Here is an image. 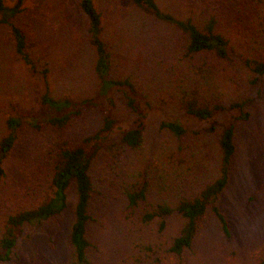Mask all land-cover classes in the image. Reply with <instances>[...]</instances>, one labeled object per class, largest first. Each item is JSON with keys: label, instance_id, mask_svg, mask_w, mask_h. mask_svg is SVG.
<instances>
[{"label": "rangeland", "instance_id": "374dc122", "mask_svg": "<svg viewBox=\"0 0 264 264\" xmlns=\"http://www.w3.org/2000/svg\"><path fill=\"white\" fill-rule=\"evenodd\" d=\"M4 1L12 5L15 0ZM159 1L180 16L201 19L213 14L217 30L227 36L235 52L227 60L212 53L186 58L192 66L189 73L177 30L156 21L130 0H95L102 11L105 38L111 44L110 75L130 78L159 111L181 118L192 130L178 140L160 126L155 115L139 148L120 144L115 138L97 155L91 168L94 192L92 219L87 224L89 257L92 264H264V76L248 86L249 72L241 60L254 56L264 61V0ZM15 21L25 31L31 57L38 64L44 62L49 71L45 77L31 70L15 53L7 26L0 24V136L6 133L9 116L46 117L51 109L40 103L46 91L56 98L80 100L98 90L95 55L79 0H25ZM201 69L218 80L214 95L221 103L250 99L246 105L249 117L235 123L236 151L228 183L218 198L229 232L226 234L208 211L192 246L179 260L166 250L180 228L178 215L169 216L165 228L159 230L158 220L144 223L141 214L149 203L188 193L216 174L219 131L196 133L204 124L184 115L175 102L181 83L197 85L206 76ZM190 76L194 81L182 82ZM103 115L98 107L85 108L67 126L65 138L79 142L100 127ZM113 115L124 124L132 118L120 93ZM58 135L49 125L41 129L26 125L18 132L5 162V174L0 177V231L8 213L33 207L51 195ZM149 162L151 173L157 172L153 171L155 165L157 170L161 168L159 172L180 175L169 189L152 184L146 200L131 210L124 187ZM67 197L66 209L38 228L24 230L10 259L0 264H69L73 185ZM145 245L153 249L149 251Z\"/></svg>", "mask_w": 264, "mask_h": 264}, {"label": "trees", "instance_id": "16d2710c", "mask_svg": "<svg viewBox=\"0 0 264 264\" xmlns=\"http://www.w3.org/2000/svg\"><path fill=\"white\" fill-rule=\"evenodd\" d=\"M24 1L15 0L12 5H7L4 0H0V24L7 26L17 56L31 70L38 71L46 77L48 66L41 61L38 64L31 57L27 49L25 31L15 21V17L23 10ZM130 1L156 21L180 33L183 40L182 55L185 57L183 60L189 73L192 71V66L186 61L195 54L212 53L219 60H227L231 59V55L235 52L227 36L217 30L216 17L213 14L201 19L191 15L180 16L162 5L159 0ZM79 7L87 18L88 43L95 55L94 72L98 80V90L94 96L80 100L69 97L56 98L46 91L40 98V103L51 109L46 117L31 114L6 118V133L0 136V177L5 174V162L16 142L18 132L26 125L35 129L49 125L55 127L59 135L50 177L51 195L33 207L15 210L4 217L0 231V261L10 259L24 230L38 228L43 222L58 216L66 209L67 190L73 185L75 201L68 232L71 248L69 264H92L88 252L91 243L87 236V224L92 219L91 200L94 182L91 168L94 159L106 148L109 141L115 138L120 144L139 148L145 128L155 115H158L160 126L171 132L178 140L192 130L181 121V118H172L166 114V111H159L157 106L152 105L150 100L137 90L130 78H115L110 75L111 44L109 39L105 38L102 11L98 9L95 0H79ZM261 18L264 21V15ZM241 60L249 72L247 85L256 84L258 78L264 76V61L254 56ZM201 74L206 75V71L201 69ZM189 80L194 81V78L190 76L182 82ZM217 81L208 74L199 80L197 85L181 83L175 91L177 109L204 124L196 133L219 131L216 174L210 181L195 186L188 193H178L171 199L168 198L169 200L162 198L149 203L141 214V221L144 223L158 220L159 230L165 228L169 216L178 215L182 221L180 228L166 250L175 254L179 260L183 251L192 246L208 211L218 219L223 231L226 234L229 232L228 222L218 205V198L228 183L231 159L236 151L235 123L248 119L249 111L246 105L250 99H232L227 105L221 103L220 98L217 99L214 95L219 89ZM117 93L126 100L131 113L132 118L126 124L113 115ZM94 106L104 113L100 127L82 137L79 142L70 143L65 138L67 126L85 108ZM150 165L149 162L124 187L127 207L131 210L146 200L152 184L169 189L180 175L179 172H159L161 168L157 170L155 165L153 171L157 172L151 173ZM145 248L149 251L153 249L149 245H145Z\"/></svg>", "mask_w": 264, "mask_h": 264}]
</instances>
